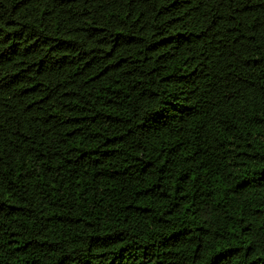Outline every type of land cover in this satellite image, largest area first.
Returning <instances> with one entry per match:
<instances>
[{
	"label": "trees",
	"instance_id": "1",
	"mask_svg": "<svg viewBox=\"0 0 264 264\" xmlns=\"http://www.w3.org/2000/svg\"><path fill=\"white\" fill-rule=\"evenodd\" d=\"M0 264H264V0H0Z\"/></svg>",
	"mask_w": 264,
	"mask_h": 264
}]
</instances>
